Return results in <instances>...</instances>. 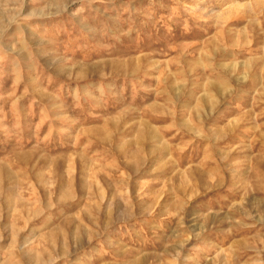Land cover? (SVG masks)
Listing matches in <instances>:
<instances>
[{
	"label": "rangeland",
	"instance_id": "obj_1",
	"mask_svg": "<svg viewBox=\"0 0 264 264\" xmlns=\"http://www.w3.org/2000/svg\"><path fill=\"white\" fill-rule=\"evenodd\" d=\"M0 264H264V0H0Z\"/></svg>",
	"mask_w": 264,
	"mask_h": 264
}]
</instances>
